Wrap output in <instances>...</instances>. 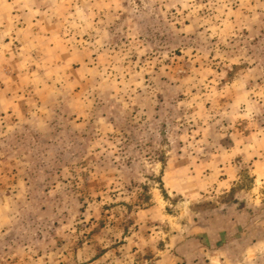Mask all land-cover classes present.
<instances>
[{"label": "rangeland", "instance_id": "rangeland-1", "mask_svg": "<svg viewBox=\"0 0 264 264\" xmlns=\"http://www.w3.org/2000/svg\"><path fill=\"white\" fill-rule=\"evenodd\" d=\"M7 1L0 264H264V0Z\"/></svg>", "mask_w": 264, "mask_h": 264}, {"label": "crops", "instance_id": "crops-1", "mask_svg": "<svg viewBox=\"0 0 264 264\" xmlns=\"http://www.w3.org/2000/svg\"><path fill=\"white\" fill-rule=\"evenodd\" d=\"M37 1L38 0H10V2L7 1L5 3V7L11 11L13 20L16 19L17 21L19 19L18 17L21 16L25 23H27L24 31L33 30V32H35L37 31V26L41 23L36 17L38 15L37 13H41Z\"/></svg>", "mask_w": 264, "mask_h": 264}]
</instances>
